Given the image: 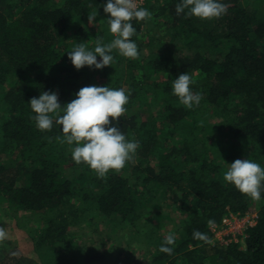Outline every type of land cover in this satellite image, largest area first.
Listing matches in <instances>:
<instances>
[{"label": "trees", "instance_id": "trees-1", "mask_svg": "<svg viewBox=\"0 0 264 264\" xmlns=\"http://www.w3.org/2000/svg\"><path fill=\"white\" fill-rule=\"evenodd\" d=\"M180 2L139 6L161 18L153 28L132 21L139 59L114 50L112 66L77 70L68 52L81 43L94 50L96 37L105 44L114 39L107 0H0V199L40 215L30 238L43 264H79L68 249L71 227L96 218L145 238L144 250L125 242L120 253L127 264H264V191L255 201L224 179L237 159L264 167V0H220L227 14L213 20L178 16ZM96 11L102 31L87 19ZM160 26L166 33L158 50L145 54L141 35L153 29L151 44ZM185 72L203 96L192 109L172 92ZM90 85L130 93L127 113L113 126L140 145L134 162L107 179L73 161L75 145L61 143V125L38 130L28 103L55 91L63 107ZM253 210L259 219L244 244L211 242L210 222ZM195 231L206 239L194 238ZM169 235L174 243L165 245ZM90 251L80 261L102 262L104 253ZM19 252L0 247V264H38Z\"/></svg>", "mask_w": 264, "mask_h": 264}, {"label": "clouds", "instance_id": "clouds-1", "mask_svg": "<svg viewBox=\"0 0 264 264\" xmlns=\"http://www.w3.org/2000/svg\"><path fill=\"white\" fill-rule=\"evenodd\" d=\"M227 8L228 5L220 0H181L175 11L178 16L184 14L185 18L213 20L226 15ZM103 11L110 14L106 23L114 39L105 44L101 37H96L94 50L81 43L68 52V59L77 70L85 66L98 70L112 66L114 50L125 58L139 59L138 45L131 39L137 31L132 21L146 22L152 18V13L138 7L136 0H107ZM97 15V11L88 14L89 24L95 23ZM97 57H100L99 61ZM192 84L191 76L185 72L174 79L172 85L173 95L188 109L198 107L203 99L201 93L193 92ZM75 95L76 98L63 107L55 91H43L38 98L33 97L28 103L35 113L36 128L51 131L54 123L61 125L64 134L61 143L75 145L71 148V155L77 165H87L100 179H107L110 171L119 174L128 163L134 162L140 147L138 141L128 140L119 127L113 126V122H118L127 113L125 106L129 103L130 93L126 94L124 88L90 85L80 88ZM224 179L252 200L261 199L264 167L259 163L246 158L237 159L230 164ZM193 236L206 239L199 231H195ZM7 238V232L0 227V242ZM174 239L169 235L165 245L173 244ZM160 250L169 255L173 251L167 246Z\"/></svg>", "mask_w": 264, "mask_h": 264}, {"label": "rangeland", "instance_id": "rangeland-1", "mask_svg": "<svg viewBox=\"0 0 264 264\" xmlns=\"http://www.w3.org/2000/svg\"><path fill=\"white\" fill-rule=\"evenodd\" d=\"M143 1V5H146V0ZM255 4L256 3H254V5ZM254 5L250 4V7H253ZM159 19L161 18L152 15V18L148 20L147 24L149 27L152 26L153 28V26L158 23ZM91 25V28L102 31V23L100 25L95 22ZM164 28V26L154 28L155 31L158 30V33H156V40L151 44H148V37L153 35L154 32H151L153 29L148 31L146 29V34L141 35L147 42L143 49L145 54L152 52L155 48L158 50L157 46L159 41L157 39L165 36L166 31ZM162 50L165 51L166 48L163 47L161 48V51ZM24 215H27V220L21 219ZM172 217L174 218V214H172ZM40 219L39 214H35L34 216L33 214L30 215L26 210H15L8 206L7 200L0 199V227H3L8 234V238L4 242H0V247L2 249L7 247L9 249L17 248L21 252H19V254L27 257V261L33 260L38 264H43L38 257V254L35 252L32 239L30 238V233H32V230L38 225ZM101 222L102 221L99 218H96L91 223L85 222V224L71 227L69 240L71 246H69L68 249L74 263L79 261V264H85L84 261H80L84 258L85 252H91L90 250H94L104 253L105 256L102 262L96 260L97 262L91 264H127L126 256L120 253L126 247L127 244L125 242L127 241L131 242L133 247L139 250H144L145 238L142 235H135L130 230L114 229L110 223L107 225H101ZM166 224L165 230H171L173 225L172 221ZM126 231L129 233L128 236L123 235V232ZM241 243L244 244V240L241 241Z\"/></svg>", "mask_w": 264, "mask_h": 264}, {"label": "built area", "instance_id": "built-area-1", "mask_svg": "<svg viewBox=\"0 0 264 264\" xmlns=\"http://www.w3.org/2000/svg\"><path fill=\"white\" fill-rule=\"evenodd\" d=\"M139 6L144 4L143 0H136ZM258 211L247 214L231 213L223 217L221 222H210V229L214 234L211 242L213 244L228 245L245 240L248 229L258 222Z\"/></svg>", "mask_w": 264, "mask_h": 264}]
</instances>
